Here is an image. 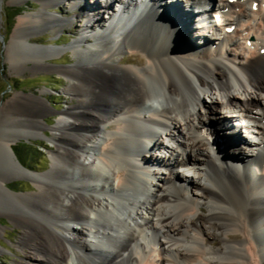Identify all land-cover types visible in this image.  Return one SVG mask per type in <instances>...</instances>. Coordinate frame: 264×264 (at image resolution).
<instances>
[{
  "label": "bare ground",
  "instance_id": "6f19581e",
  "mask_svg": "<svg viewBox=\"0 0 264 264\" xmlns=\"http://www.w3.org/2000/svg\"><path fill=\"white\" fill-rule=\"evenodd\" d=\"M114 1L39 0L43 9L70 2L86 9L83 33L64 49L74 56L70 66H47L60 51L28 39L35 30L63 32L67 23L57 16H18L6 46L13 72L53 71L66 78L65 93L74 101L50 136L41 121L50 110L43 92L14 96L1 108L0 157L7 163L0 199L11 203L0 204V214L21 230L17 264H264V0H180L190 9L175 0L167 7L162 0H119L121 15L113 18ZM164 8L166 15L177 9L172 34L154 25ZM204 16L218 23L206 27L199 22ZM178 23L190 32L191 53L174 46ZM196 28L210 38H192ZM123 51L126 65L116 62ZM156 127L165 130L166 142L156 140ZM243 132L255 140H241ZM39 134L52 144L51 164L32 173L12 146ZM146 137L155 139L152 155ZM213 146L227 156L235 152L236 166L223 167ZM249 147L260 160L251 178L242 167ZM162 150L176 162L163 161ZM186 158L204 167L205 183L178 171ZM18 178L31 181L33 192L10 189ZM180 183L200 197L176 189ZM145 230L150 236L141 240ZM150 238L154 249L148 250Z\"/></svg>",
  "mask_w": 264,
  "mask_h": 264
},
{
  "label": "rangeland",
  "instance_id": "374dc122",
  "mask_svg": "<svg viewBox=\"0 0 264 264\" xmlns=\"http://www.w3.org/2000/svg\"><path fill=\"white\" fill-rule=\"evenodd\" d=\"M88 1L90 2L91 0ZM98 1L99 3L103 2V0H98ZM164 1H167V4L164 5L166 7L171 6L173 4L172 1L162 0V2ZM118 2L119 0L112 2L110 6V10L112 5H113L112 7L113 9H115L114 6L116 7V9L112 12L118 10L117 8ZM78 5L75 7L73 5V2L61 3V4L51 5L49 8L43 9L41 8V3L39 2V0H0V112L3 104L7 103L8 101H11L14 98V96H23V97L41 96V92H43L44 94L42 95V97L46 100L50 110L48 113H46L41 117V121L45 124L44 133L48 134V136L51 135L52 133L51 129L54 125H56L60 117V113L66 108H68L69 105L74 103L72 97H70L65 93L67 80L63 76L58 75L53 71L24 70L22 72H15V71L13 72V70L11 69L12 68L11 64L6 60L5 49L11 39V35L15 27L18 16L24 14L43 12L44 14L57 16L63 19L64 21H66L65 23L67 24L63 28L64 31L53 32L49 29L35 30L34 32L29 33L28 39L34 44L39 45L40 47H44L46 49L52 48L60 51V53L55 54L52 58L45 61L47 66L54 68H61L72 65L75 62L74 56L72 55V52L70 50H64V49L75 44L74 42H76L79 39V36L83 33L84 26L88 23V21L82 17L83 16L82 12L85 11L86 9L83 8V6L81 5L78 6ZM17 11L19 12V14L17 15V17H15L12 20L6 16L7 13L11 15ZM176 14H177V9L171 11L169 15H166L164 8L163 17H161V15L158 14L156 18H153L154 25L156 27H160V26L169 27V29L166 32L172 34L174 24L172 23L171 18L173 19V21H175L173 16H176ZM102 15L104 17V22H105V20H107V18L105 19V16L107 14L102 13ZM215 22L218 23V20ZM127 24H130L132 26V23H127ZM181 25L182 24L178 23L179 27L175 29L177 34L173 39L174 46L178 50L181 51L184 50L186 52L191 53V51H189L190 48L188 49V47L192 46L190 44L191 39L189 40L190 32L187 36L182 29L184 28V25H182V28ZM189 25L191 28L194 27L193 25H191V23H189ZM101 29L103 28H100L99 26L94 30L90 29V32L92 33L98 32ZM194 32L195 33H193L192 31L191 36L193 38L194 35L195 40L210 38L209 37L210 35L209 36L207 35L205 37H203V35L198 36L197 34L202 33L200 28L194 29ZM31 45L32 44H27L28 47ZM28 47H26L27 48L26 52H23V54H29ZM191 48L194 47L192 46ZM15 53L17 54V49ZM127 55L128 53L123 51L122 55L116 58V62L121 65H126L121 60V58ZM204 104L211 105L212 104L211 99L205 96ZM202 112L203 111H201V113ZM243 135L245 138L241 137L240 134L241 140L246 139L247 138L246 136L248 137L250 136L249 134H246L244 132L242 133V136ZM17 145H27L31 147V149L26 148L24 146L18 147L17 149L18 158L14 154L16 159L19 161V163L29 172L43 173L49 170L51 164L49 151L52 149V144L48 139L42 137L40 134L33 137L32 139H28V140L21 139L12 146V151L13 149L17 148ZM160 147L161 146H159V148ZM216 148H217L216 146H213L210 152L211 154L215 153L217 158L220 161H222L223 167L228 168V167L236 166L233 160V157H235V152H230L231 155L227 156L226 155L227 153L223 152L222 148H219L218 150ZM245 154L247 159L253 156L254 154L256 155V152L252 153V150L250 151L249 149H246ZM247 155H249L250 157L249 156L247 157ZM160 158L161 157H159V159ZM163 161H166L165 158ZM169 161L170 160H168V162ZM227 161L231 162L232 165L228 164ZM242 161L243 159L238 161V163L239 162L241 163ZM6 163H7V159L0 157V170L4 171L6 169ZM162 171L164 172V176H166V172L164 171V169ZM196 182H200V181L197 180ZM8 187L14 190L17 194H30L33 192L34 189L33 183L31 181L22 178L11 180L8 184ZM176 189L178 188L176 187ZM184 190L185 189H182L181 191L184 192ZM185 192H187L189 197L191 196L192 197L194 196V198L200 197L199 194H197V191L193 189V187L192 188L190 187V190H185ZM0 200H1L0 204L3 207L9 206L11 203L6 196H3ZM201 204L203 203L201 202ZM20 236H21V230L11 225L8 219L4 215L0 214V264H17L18 262H20L19 257L22 256V253L17 248V243H16L18 242ZM159 242L160 244H162V240H160Z\"/></svg>",
  "mask_w": 264,
  "mask_h": 264
},
{
  "label": "trees",
  "instance_id": "16d2710c",
  "mask_svg": "<svg viewBox=\"0 0 264 264\" xmlns=\"http://www.w3.org/2000/svg\"><path fill=\"white\" fill-rule=\"evenodd\" d=\"M19 14V12L17 11V12H14L13 14H9V13H7L6 14V16L9 18V19H14L15 17H17V15ZM20 146H24V147H26V148H30L31 149V147H29V146H27V145H17V148L16 149H13V151H14V154L16 155V157L18 158V147H20Z\"/></svg>",
  "mask_w": 264,
  "mask_h": 264
},
{
  "label": "snow or ice",
  "instance_id": "6c2138e0",
  "mask_svg": "<svg viewBox=\"0 0 264 264\" xmlns=\"http://www.w3.org/2000/svg\"><path fill=\"white\" fill-rule=\"evenodd\" d=\"M255 7V6H254Z\"/></svg>",
  "mask_w": 264,
  "mask_h": 264
}]
</instances>
